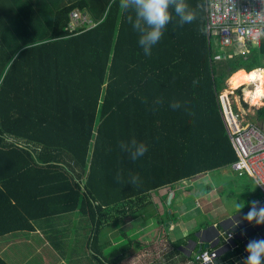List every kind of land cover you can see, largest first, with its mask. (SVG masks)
Returning <instances> with one entry per match:
<instances>
[{
    "label": "trees",
    "instance_id": "1",
    "mask_svg": "<svg viewBox=\"0 0 264 264\" xmlns=\"http://www.w3.org/2000/svg\"><path fill=\"white\" fill-rule=\"evenodd\" d=\"M119 2L0 0V238L41 230L56 249L54 221L78 212L97 260L112 264L107 226L146 219L150 198L166 189L171 221L179 184L236 161L218 96L237 71L264 69V47L219 63L207 1L184 0L196 19L181 26L170 5L172 20L145 56L127 19L133 10ZM75 10L96 26L68 30ZM247 117L261 126L264 106ZM132 139L148 147L136 161L120 147ZM235 245L223 264L244 257ZM0 264H8L1 255Z\"/></svg>",
    "mask_w": 264,
    "mask_h": 264
},
{
    "label": "crops",
    "instance_id": "2",
    "mask_svg": "<svg viewBox=\"0 0 264 264\" xmlns=\"http://www.w3.org/2000/svg\"><path fill=\"white\" fill-rule=\"evenodd\" d=\"M225 51L226 50L223 49L222 53L220 51L218 52V55L223 59L221 62L224 60L228 61L229 57L226 58L224 56ZM228 51H230V49H228ZM246 52L247 49H242L240 52L230 51L233 55L236 53L244 54ZM255 70L264 71V69ZM237 91L231 92L236 95ZM262 106H264V99L260 107ZM237 110L241 113L243 112L241 108H237ZM228 169L233 171L236 179L248 180L249 183L253 185L254 191L258 192L257 197L260 201L258 207L264 206V203H262L264 202L262 194L251 179L246 176H237L230 166L218 170V173L222 171L221 176L226 178L229 175L231 177L227 171ZM213 174L214 173L206 174L194 180L185 181L177 186L179 189V191H177L179 195L178 204L176 208L172 209L174 211L171 213L176 214V217H173L172 220L167 221V223H145L148 219V211H146V219H144L143 216L124 223L120 226V229H122L120 232H117L118 227L116 225L114 230L113 222L107 226L102 235V244L105 246L107 257H111L109 259L112 264H195L194 258L199 252L206 249L204 246H211L212 242L220 233L228 232L232 229L236 233L237 245L242 248V251H245L249 240L264 238V224L255 225V222L249 224L247 221H243L244 214L249 211V205L246 210L244 208L236 215H228L227 219L223 222L209 220L212 216L219 217L225 214L227 212L225 207L229 210H234V205L224 197L223 185L211 183L210 178H212L211 176ZM238 185L239 184L234 183V187L237 190H241L242 188ZM160 193L161 194L157 197V203L161 207V210H159L161 213L157 215L158 218L155 217L159 221L166 217V199H168L169 196L171 205L172 199L174 198V192L171 190L166 189ZM249 195L250 194H241L239 197H235V202H247V200H249ZM160 200H163V202L160 203ZM62 217L65 216L63 215ZM237 221H240V223L237 225L236 231L235 224ZM65 224V222H62V225ZM77 224L78 226L72 230V235L77 236L74 237V239L65 241V236L67 235L66 229L60 230L62 233L59 232V236L53 241L56 249L53 247L49 237L41 230L35 232H21L27 233L26 235H19L20 232H18L2 237L0 238V255L8 264H23L21 260H18L19 258L14 255L11 248L15 243H28L37 246L35 250L37 255L41 254L42 256H46L48 260L51 259L49 264H79L80 261L89 264L95 261L94 264H101V262L97 260V254H99V252L96 247H93L91 228L87 227L86 222L80 220L77 221ZM56 228L58 227L56 226ZM109 228H111L110 231ZM139 230L142 231V238L137 237ZM241 231H244V238H241ZM111 232L114 234L112 240H110ZM117 233L120 235L118 239L115 238ZM141 241L142 248H138L137 250L134 249V243L140 246L139 242ZM71 244H74V246ZM107 244L110 246V252L107 249ZM113 246H121V248H115L113 250ZM127 246L128 248H126ZM65 256H70L74 260L68 261ZM85 258L87 260H85Z\"/></svg>",
    "mask_w": 264,
    "mask_h": 264
},
{
    "label": "built area",
    "instance_id": "3",
    "mask_svg": "<svg viewBox=\"0 0 264 264\" xmlns=\"http://www.w3.org/2000/svg\"><path fill=\"white\" fill-rule=\"evenodd\" d=\"M206 32L209 41L216 38L221 47L251 44L264 47V4L261 0H206ZM88 12L75 10L71 13L68 30L78 33L95 27ZM212 42V41H211ZM231 53L224 54L226 58ZM219 110L227 135L236 154L231 168L239 177L251 179L264 201V131L257 123L246 120L239 110L233 109L234 101L225 91L218 96ZM264 203V202H262ZM236 231H237V224ZM244 238V231L240 233ZM236 233L222 232L211 247L195 256L196 264H223L221 256L237 248ZM244 257L247 253L244 252ZM232 264H242L241 258Z\"/></svg>",
    "mask_w": 264,
    "mask_h": 264
},
{
    "label": "clouds",
    "instance_id": "4",
    "mask_svg": "<svg viewBox=\"0 0 264 264\" xmlns=\"http://www.w3.org/2000/svg\"><path fill=\"white\" fill-rule=\"evenodd\" d=\"M261 3L264 4V0H261ZM170 5L173 6L175 15L179 17L181 26L190 24L196 19V13L189 10V6L184 0H179V2L177 0H120L119 2L121 10H133L135 19L133 20L132 15H129L127 19L132 28L140 33L138 44L143 49L145 56H151L153 46L161 40L166 26L172 20V13L169 11ZM172 106L178 107L179 105ZM120 147L129 151L132 161L143 157L148 150L146 144L137 143L135 139H132L128 145L121 142ZM116 180L117 182L122 180L119 172ZM137 180L138 177L133 176L129 182L134 184ZM233 203L237 213L245 207L246 203L249 205V211L244 214L243 221H247L249 224L255 222V225L264 224V206L258 207L260 201ZM239 223L240 221L236 222L237 225ZM245 252L247 256L241 257L242 264H264V238L249 240Z\"/></svg>",
    "mask_w": 264,
    "mask_h": 264
},
{
    "label": "rangeland",
    "instance_id": "5",
    "mask_svg": "<svg viewBox=\"0 0 264 264\" xmlns=\"http://www.w3.org/2000/svg\"><path fill=\"white\" fill-rule=\"evenodd\" d=\"M211 41H212V45H213V51L216 54H219L218 53L219 51L222 53L223 49L226 50L225 53H227L228 49H230L231 52H234V51L235 52H240V51H242V49H248V48H257L258 49V47H255V46H253L251 44H246V45H244V47H238V45H235V46H233L231 48H224V47L219 46L218 41H217L216 38L213 37ZM230 51H228V52H230ZM218 57H219L218 61L220 63V61L223 60V59L220 57V55H218ZM224 61L226 62V60H224ZM252 90H253L252 86H250V87H242L240 90H238L236 92V95H235L234 93H232L230 91L229 80L226 82V90H225V92H230L231 93V98H233L235 107H237L238 109L241 108L243 110L244 113L242 112V114L246 118V120H248V121H250V120L248 119L247 116L253 115L255 108H258V107L261 106V105H259V106H251L250 102L246 100L245 92L246 91H252ZM243 104H246L247 108H243ZM227 171L231 175V177L228 175L226 178H224L223 176H221L222 171H219V173H218V171H216V173H214L211 176L212 178H210V179H211V183L212 184L215 183L217 185H223L224 197L226 199H228V201L231 204L234 205L233 202H235V197H239L241 194H243V195L244 194H250L248 196L249 200H247V202H250L252 200H258V197H257L258 192L254 191L253 185H251L248 180L236 179V177L234 176L233 171H231V169H228ZM234 183L239 184L238 186L240 188H242V189L241 190H237L234 187ZM157 197L158 196H156V198H154V197L150 198V203L152 204V206H150L147 209V211H148V219H147V221H145V223H153V222H156V223H158V222L167 223V221H168L167 218L161 219L160 221L155 218V217H157V213L158 214L161 213V212H159V210H161V207L157 203ZM161 202H163V200H160V203ZM169 205H170V200H169ZM142 207H144V206H142ZM141 208L137 207V210H140ZM244 208H245V210L248 208V204L247 203L245 204ZM225 209L227 210V212L225 214H223V215H221L219 217L212 216L211 218H209V220L223 222V221H225L227 219L228 215H236L237 214V210L235 209V207H234V210H229L226 207H225ZM164 210H165V208H164ZM64 216L65 217L61 216L58 220L54 221V224L58 227L59 230L66 229L67 235L65 236V241H68V240L74 239V237H77V236H73L72 235V230L75 229L76 226H78L77 221H79V220L82 221L83 219L80 217L78 212H76L74 214H67V215H64ZM62 222H65L66 224L62 225ZM113 228L115 230V225H113ZM110 230H111V228H109V231ZM117 230H118L117 232L122 231V229H120V227H118ZM141 233H142V231L139 230V234H138L137 237L142 238L141 237ZM26 234L27 233H21V232L19 233V235H26ZM113 237H114V234H113V232H111L110 240H112ZM119 237H120V235L117 233L115 235V238L118 239ZM16 241H18V240H16ZM141 243H142V241L139 242L140 246H138L136 243H134V249L137 250L138 248H142L141 247ZM71 245L74 246V244H71ZM120 245H121V243H120ZM115 246H116V244H115ZM115 246L112 247L113 250L115 248H121V246H119V247H115ZM36 247L37 246L35 244L15 243V245L11 248V250L14 253V255H16L19 258L18 260H21V262L23 264H49V261L51 259L48 260V258L46 256H42L41 254L37 255V253L35 251ZM107 247H108L107 248L108 251L110 252L109 244H107ZM126 248H128V246ZM65 258L68 261H73L74 260L70 256H65ZM85 260H87V259L85 258ZM94 263H95V261L92 262L91 264H94ZM79 264H89V263L80 261Z\"/></svg>",
    "mask_w": 264,
    "mask_h": 264
},
{
    "label": "bare ground",
    "instance_id": "6",
    "mask_svg": "<svg viewBox=\"0 0 264 264\" xmlns=\"http://www.w3.org/2000/svg\"><path fill=\"white\" fill-rule=\"evenodd\" d=\"M250 86L253 87V90L245 92L246 100L250 102L251 106L262 105L264 99V71L255 70L247 73L244 70H239L229 79L230 91H237L242 87Z\"/></svg>",
    "mask_w": 264,
    "mask_h": 264
},
{
    "label": "water",
    "instance_id": "7",
    "mask_svg": "<svg viewBox=\"0 0 264 264\" xmlns=\"http://www.w3.org/2000/svg\"><path fill=\"white\" fill-rule=\"evenodd\" d=\"M261 128H262V130L264 131V124L261 125ZM171 199H172V197H171ZM204 247L207 248L208 245H207V246H204Z\"/></svg>",
    "mask_w": 264,
    "mask_h": 264
}]
</instances>
